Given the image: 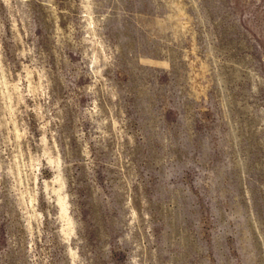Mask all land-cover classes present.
Returning <instances> with one entry per match:
<instances>
[{
	"label": "rangeland",
	"instance_id": "obj_1",
	"mask_svg": "<svg viewBox=\"0 0 264 264\" xmlns=\"http://www.w3.org/2000/svg\"><path fill=\"white\" fill-rule=\"evenodd\" d=\"M0 264H264V0H0Z\"/></svg>",
	"mask_w": 264,
	"mask_h": 264
}]
</instances>
